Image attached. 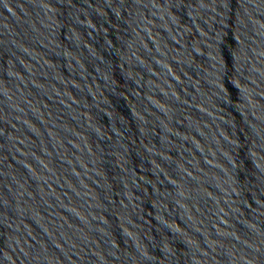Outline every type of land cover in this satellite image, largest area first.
Returning a JSON list of instances; mask_svg holds the SVG:
<instances>
[{
    "label": "water",
    "instance_id": "water-1",
    "mask_svg": "<svg viewBox=\"0 0 264 264\" xmlns=\"http://www.w3.org/2000/svg\"><path fill=\"white\" fill-rule=\"evenodd\" d=\"M80 264H264V0H0Z\"/></svg>",
    "mask_w": 264,
    "mask_h": 264
}]
</instances>
